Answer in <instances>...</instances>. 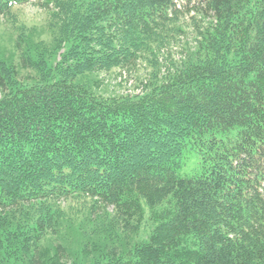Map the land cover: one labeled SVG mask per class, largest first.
<instances>
[{"label":"trees","instance_id":"obj_1","mask_svg":"<svg viewBox=\"0 0 264 264\" xmlns=\"http://www.w3.org/2000/svg\"><path fill=\"white\" fill-rule=\"evenodd\" d=\"M30 2L53 38L20 39L26 78L0 55V264H264V0H0V16ZM139 62L138 93L82 81Z\"/></svg>","mask_w":264,"mask_h":264},{"label":"rangeland","instance_id":"obj_2","mask_svg":"<svg viewBox=\"0 0 264 264\" xmlns=\"http://www.w3.org/2000/svg\"><path fill=\"white\" fill-rule=\"evenodd\" d=\"M17 18L7 20L0 16V55L9 59L17 66V70L23 78L31 76V70L24 69L19 64L20 50L18 42L22 37L28 36L34 40L43 39L51 43L52 32L48 27L50 22L48 12L39 4L30 2L20 7L17 11ZM184 42V38L182 40ZM179 46V45H178ZM176 55L179 48H172ZM178 56V54H177ZM150 68L139 62L138 66L131 69H112L110 71L94 73L82 78L97 94L104 96L121 95L125 93H138L143 90L149 78ZM188 157L187 166L180 171L184 174H194L196 169L192 167L197 160V154L193 150L186 153ZM199 165V164H198ZM55 242L53 238H48L45 243V255L54 256Z\"/></svg>","mask_w":264,"mask_h":264}]
</instances>
